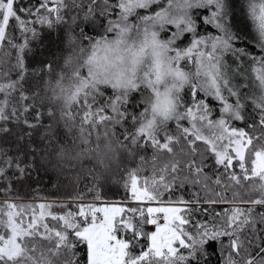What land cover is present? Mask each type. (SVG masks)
I'll list each match as a JSON object with an SVG mask.
<instances>
[{
    "label": "snow or ice",
    "instance_id": "obj_1",
    "mask_svg": "<svg viewBox=\"0 0 264 264\" xmlns=\"http://www.w3.org/2000/svg\"><path fill=\"white\" fill-rule=\"evenodd\" d=\"M52 157L91 181L20 196ZM213 260L264 264V0H0V264Z\"/></svg>",
    "mask_w": 264,
    "mask_h": 264
},
{
    "label": "trees",
    "instance_id": "obj_2",
    "mask_svg": "<svg viewBox=\"0 0 264 264\" xmlns=\"http://www.w3.org/2000/svg\"><path fill=\"white\" fill-rule=\"evenodd\" d=\"M27 2V0H25ZM236 22L239 28H244L247 21L239 15V6L237 3ZM39 27V26H38ZM235 30V29H234ZM250 30V26L248 29ZM77 29V33H78ZM90 31V28H86ZM34 53L31 56V62L34 66H39L46 61L56 60L59 63L68 55L67 36L63 28H54L45 30L41 33L40 39L33 45ZM259 52L258 49L255 50ZM60 138L64 137L63 129H59ZM59 139V138H58ZM11 142L5 143L6 148H10ZM13 153L14 148L10 149ZM93 167V163L87 158L83 160H65L63 164H58L52 157L48 161H39V170H33L32 179L27 184L17 185L19 195L25 198H37L38 202L44 200H64L69 198L74 191L81 190L85 184L91 181V176L87 170ZM79 177L78 180L74 179ZM120 179V174L115 168L108 175V178L102 181V191L109 200H120L123 196V189L115 181ZM150 229V226H148ZM215 264V260H213Z\"/></svg>",
    "mask_w": 264,
    "mask_h": 264
},
{
    "label": "rangeland",
    "instance_id": "obj_3",
    "mask_svg": "<svg viewBox=\"0 0 264 264\" xmlns=\"http://www.w3.org/2000/svg\"><path fill=\"white\" fill-rule=\"evenodd\" d=\"M39 203V202H38ZM149 230H152V226H150V229Z\"/></svg>",
    "mask_w": 264,
    "mask_h": 264
}]
</instances>
